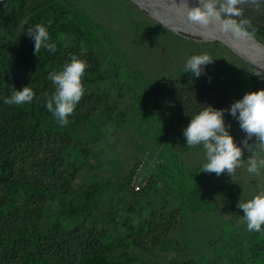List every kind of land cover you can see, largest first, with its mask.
I'll list each match as a JSON object with an SVG mask.
<instances>
[{"label":"rangeland","instance_id":"rangeland-1","mask_svg":"<svg viewBox=\"0 0 264 264\" xmlns=\"http://www.w3.org/2000/svg\"><path fill=\"white\" fill-rule=\"evenodd\" d=\"M58 2L59 22L80 25L85 35L75 38L70 29L58 28L52 40L94 54L99 69L83 83V97L98 101L86 120L66 126L53 114L44 116L39 154L16 162V178L26 181L35 170L38 187L55 198L23 188L10 192L0 184V197L11 193L29 213L28 233L94 227L112 237L113 260L123 261L126 252L128 264H179L188 258L195 264H264V225L261 232L248 231L237 206L264 190V169L259 175L247 171L251 153L241 143L246 133L227 111L246 92L264 88V70L218 40L176 31L134 0ZM242 7L244 18L264 33V0L259 9ZM204 53L213 62L199 77L184 71L192 55ZM207 105L225 109V126L242 148L244 161L233 176L201 170L207 162L203 146L186 144L184 128ZM47 138L66 145L50 152ZM255 142V136L248 139ZM43 158H54V173L30 165ZM93 182L99 189L88 211L67 215L66 205H82Z\"/></svg>","mask_w":264,"mask_h":264},{"label":"trees","instance_id":"trees-1","mask_svg":"<svg viewBox=\"0 0 264 264\" xmlns=\"http://www.w3.org/2000/svg\"><path fill=\"white\" fill-rule=\"evenodd\" d=\"M59 6L58 0L0 1V184H7L10 192L23 188L25 191L41 193L40 198H44L46 194L54 198L56 195L47 187H38L39 174L35 170L25 181L14 176V169L17 160H23L27 153L39 154V138H45L41 121L44 116L52 113L45 106L44 95L54 91L48 75L50 72L62 70L72 55L85 60L89 65L82 77L83 83L91 79L99 69V62L91 52L84 54L79 46L73 45L64 48L52 40L58 28L70 29L75 38L85 35L80 25L59 22L62 17ZM36 24L47 28L50 42L56 44L54 53L43 48L34 52V40L27 35V28ZM249 31L258 39L259 36H264L255 26H251ZM195 81L200 82L199 78ZM26 85L31 86L35 92L31 103L19 106L4 103V99L11 95L13 87L21 90ZM220 91L224 95L221 98H226L225 90ZM97 101L94 96L82 97L68 120H86L92 114ZM46 143L50 152L54 147L66 145H57V141ZM80 150L87 152L85 147H80ZM53 162L54 158H43L41 161L32 160L30 165L50 174L56 171ZM98 189V183H90L85 192L84 203L66 205L65 213L70 216L85 214L89 205L94 202ZM28 217L29 213H24L19 208L11 193L1 195L0 264H128L132 261L126 252L123 253V261L113 260L112 237L105 231L93 227L80 231L77 228L68 232L55 227L48 234L33 235L27 231ZM149 223L150 220L147 221ZM143 225L145 224L142 223L140 227L143 228ZM23 239L25 242H21ZM195 263L192 258L179 261V264Z\"/></svg>","mask_w":264,"mask_h":264},{"label":"clouds","instance_id":"clouds-1","mask_svg":"<svg viewBox=\"0 0 264 264\" xmlns=\"http://www.w3.org/2000/svg\"><path fill=\"white\" fill-rule=\"evenodd\" d=\"M262 0H198L195 6H189L188 0H171L168 5L180 12H186L187 19L202 28L214 27L224 34H231L234 39L246 40L250 36L251 21L244 18V5H252L259 9ZM51 24V21L48 22ZM27 35L34 40V52L43 47L51 53L56 51V44L50 42L47 28L41 24L27 28ZM213 58L207 53L192 55L184 65V71H189L199 77L204 72V66L212 63ZM89 65L83 59L72 55L62 70L50 72L48 79L54 85L51 94H45V106L53 114L61 126L69 123L68 117L74 113L76 105L85 93L82 82L85 70ZM211 78L209 77V80ZM35 92L29 85L21 90L13 87L9 97L4 99L6 105H23L33 101ZM227 111L237 119L240 128L246 133L241 141L251 155L247 159V171L259 175L264 169V88L246 92L243 97L233 102ZM225 109H217L211 105L205 106L197 114L191 115L190 122L183 130L186 144L189 147L202 145L205 150L206 163L203 171L215 173L224 172L234 175L241 166L242 148L238 146L224 123ZM230 127V125L228 126ZM255 136L256 142L249 144L248 139ZM259 149L257 152L255 149ZM243 210L239 222L246 224L248 231L261 232L264 225V190H260L246 202L237 205Z\"/></svg>","mask_w":264,"mask_h":264},{"label":"bare ground","instance_id":"bare-ground-1","mask_svg":"<svg viewBox=\"0 0 264 264\" xmlns=\"http://www.w3.org/2000/svg\"><path fill=\"white\" fill-rule=\"evenodd\" d=\"M2 1V0H0ZM140 6L149 9L162 22L169 25L176 31L183 30L195 36L201 37L205 41L218 40L225 44L236 55L264 70V43H259L258 39L251 34L246 40L234 39L231 34H224L214 27L202 28L193 24L187 19L186 12L177 11L171 8L168 3L171 0H134ZM180 0H176L179 3ZM189 6H195L198 0H188Z\"/></svg>","mask_w":264,"mask_h":264},{"label":"water","instance_id":"water-1","mask_svg":"<svg viewBox=\"0 0 264 264\" xmlns=\"http://www.w3.org/2000/svg\"><path fill=\"white\" fill-rule=\"evenodd\" d=\"M250 34H252V33L250 32ZM252 36L255 37L253 34H252ZM255 38H256V37H255ZM258 41H259V43L263 44L260 40H258Z\"/></svg>","mask_w":264,"mask_h":264}]
</instances>
